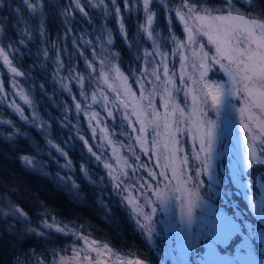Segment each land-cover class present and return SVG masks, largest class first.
I'll return each instance as SVG.
<instances>
[{
  "label": "trees",
  "instance_id": "16d2710c",
  "mask_svg": "<svg viewBox=\"0 0 264 264\" xmlns=\"http://www.w3.org/2000/svg\"><path fill=\"white\" fill-rule=\"evenodd\" d=\"M192 2L198 6H224L223 0ZM256 2L264 9V0ZM93 3L97 7L81 0L87 17L79 10L67 17L65 9L69 0H37L35 14L29 12L22 0H0V28H3L0 47L15 44L18 51L9 58L15 57L13 66L24 73L14 77L0 58L3 88L0 92V264H16L17 254L31 256L33 251L36 253L33 264L49 263L59 255L80 260L87 255L93 261L99 258L78 236L93 239L98 248L108 245L111 251L131 253L149 264H162L132 219L127 198L135 199L139 186L135 179L125 177H137L139 171L134 164L138 163L154 172L158 170L154 151L145 146L140 152L136 143L144 144L139 124L147 123L149 96L156 110L165 111L160 106L165 87L163 67L161 56L155 53H169L164 8L176 2L157 0L150 5L156 13L153 40H148L140 27L146 20L142 0L134 3L130 11L124 10L123 0H117L127 39L111 0L103 3L93 0ZM236 6L248 12L239 0ZM18 7L22 9L19 13ZM106 7L107 16L104 15ZM249 14L261 18L260 9ZM41 20L44 36L39 32ZM173 26L178 30L175 23ZM26 28L31 38L20 35ZM109 34L113 41L110 45L106 43ZM21 39L25 42L20 43ZM153 41L155 46L151 45ZM45 51L48 57L44 56ZM57 51L63 68L56 63ZM145 51L154 55L143 56ZM86 60L94 69L87 67ZM165 63L173 82L180 85L172 58L167 56ZM153 68L161 80L151 74ZM180 68L176 67L177 72ZM77 75L83 76L84 88L75 79H66ZM217 75H220L218 71L216 75L209 73L212 79ZM21 90L30 103H25ZM77 103L81 105L79 111ZM16 107L20 108L23 118L14 111ZM93 112L98 114L95 119ZM49 141L66 155L57 152ZM88 147L103 162H98ZM24 157L32 163H25ZM104 163L109 167L105 168ZM82 166L86 172L81 171ZM109 173L124 180L121 188L130 185L129 191L115 189ZM141 176L152 181L145 169ZM17 208L24 216L16 212Z\"/></svg>",
  "mask_w": 264,
  "mask_h": 264
},
{
  "label": "snow or ice",
  "instance_id": "6c2138e0",
  "mask_svg": "<svg viewBox=\"0 0 264 264\" xmlns=\"http://www.w3.org/2000/svg\"><path fill=\"white\" fill-rule=\"evenodd\" d=\"M36 2L37 0H22L23 5L27 6V9L32 14L37 12ZM99 2L103 3V0H99ZM139 2L140 0H123L124 10H132L133 4H138ZM156 2L157 0H142L143 11L146 17V26L141 25L140 27L143 32L147 33L148 40L154 39L155 31L152 25L156 13L153 12L150 5ZM239 2L248 10L247 13H241L238 10L236 0H223L227 8L226 15H213V13L217 11L219 13H224L225 7L223 6L219 10L207 9L206 7H199L198 4L193 3L192 0H179V5L175 9L172 8L171 3L165 7V11L169 13L175 10L176 16L180 17V20L184 23V31L189 34L188 43L195 44L197 42L195 36L192 34L193 32H202V35L207 36L209 43L216 45L215 55L210 56L211 50L204 51L206 45L200 44V48L196 53L199 57L198 68L196 63L192 65L193 69L198 71V78L193 80L191 76H188L187 79L191 82L188 84L185 81L186 72L183 63L185 57L183 51H181L180 58L182 70L180 73V83L184 86L183 90L185 97L191 99L190 107L187 106V99L185 100L186 106L181 107L176 103L173 97V90L179 92L182 89L175 87L172 77L169 75L170 69L168 65L164 63L168 53H155L161 56V65L164 74L165 87L163 93L160 95L162 101L160 106L165 109L164 127L168 129L175 124L177 125L176 131L182 132L178 125H186L187 127L183 131L186 132L192 142V151L188 155H182L178 158L176 157V152L183 153V146L171 151V160L173 162L171 175H168L165 171L157 173L146 165H140L139 167L145 169L148 177H150L152 181H156L155 186L149 183V180L145 179L143 176H134L132 178L125 177V179H135L136 183H138L141 188L156 196L155 201L147 196L144 198V204L151 209L150 213L144 212L143 205L134 209L138 213V216L143 218L144 222H141V220L137 218L136 223L146 236L148 245L153 244V216H155L158 210H165L169 194L180 193L184 196V199L181 201V228L177 230L176 237L167 236L164 238L166 245L165 256L167 257L171 252L176 251L179 253L176 259L181 261L182 264H188L189 255L193 257L197 264H230V260L221 255V252L230 247V242L233 238L238 237L242 229H249V239H251L252 235L256 234V226L250 223L247 218L241 221L240 217L242 213L235 211L237 206L232 204L229 199L239 191L243 192L247 200L248 209L253 215L258 217L259 225L264 226V174L254 173L252 171L255 166H264V122L257 120L259 135H252L249 125L243 124L244 130L249 133L252 142L249 143V140L247 138L245 139L246 151L241 168L232 166L224 170L219 168L213 170V148L216 140L217 120L212 119L211 114L214 112L217 119H219L222 110L227 114L230 104L226 98L234 95V92L241 90L236 87L238 83L237 75L240 76L239 83L243 85V90L249 97L252 95V89L247 82H252V87L257 90L256 94L259 98L258 100H254L253 104L264 114V9L260 8L256 0H239ZM111 3L115 6V15L119 18L121 31L124 33V38L127 39L121 8L117 4V0H111ZM72 5H74V7H72ZM87 5L93 8L97 7V4L93 3V0H87ZM254 9H260L261 18L258 19L249 14ZM76 10H79L84 16H88L85 7L81 4V0H69V5L65 9L66 16L71 17ZM16 11L19 13L22 9L18 7ZM108 14L106 7L104 15L107 16ZM42 15L43 13H41V16ZM193 17L199 22L210 19L213 23H201L200 27L189 26L188 20ZM69 31H71V29H69ZM169 31H172L171 16H169ZM2 32L3 28H0V33ZM39 32L41 36L45 35L43 20H41ZM212 32L216 33L215 39L213 35L210 34ZM20 35L21 37L27 35L31 38V32L27 28L25 31L20 32ZM101 39L103 40L104 37L101 36ZM171 39L175 42L177 38L173 34ZM24 42L25 41L21 39L20 43ZM81 42L88 43L87 41ZM73 43L75 44L76 41H73ZM106 43L109 45L113 43L111 34L107 36ZM252 45L255 46L254 49L251 47ZM53 47H56L55 42L53 43ZM177 47L182 48L183 46L177 44ZM17 51L18 49L15 44H9L7 47H0V58H2L3 64L8 67L14 77L24 75L17 67L13 66V59L15 57H13V59L9 58L10 55ZM43 54L45 57H48V51H45ZM174 54L175 53H173V55ZM59 55L60 52L57 51L56 63L59 68H63L64 65L59 61ZM81 55H83V53H81ZM144 55L152 56L154 53L145 51ZM222 61H227L228 65H235V68L230 71ZM86 64L88 68L94 69V65L91 62L86 60ZM216 65H219L218 70L215 68ZM72 71L75 70L73 69ZM145 71H147V69ZM217 71L221 77L227 76L228 81L225 82L222 78L212 79L209 76L210 72L216 75ZM249 73H251V75H249ZM151 74L155 76L157 80H160V76L157 74L155 68L152 69ZM101 75L104 76L105 83H107L105 74L102 73ZM66 79H75L80 84L81 88L85 87L84 78L81 75L75 77L69 76L66 77ZM192 84H195L197 87L195 89L192 88ZM226 84L230 86H226ZM63 87L65 90L68 89L67 85H63ZM109 87H111V85H109ZM140 87H144L143 83L140 84ZM0 92H3L2 86H0ZM194 92H198L199 94H194ZM20 94L22 98H24L25 103H30L26 97H23V90H21ZM140 98L141 100L144 99L143 93H141ZM92 99L95 101L96 97L93 96ZM104 99L107 100L108 98L104 97ZM148 102L149 106L153 109L151 113L152 117H159V112L152 106L151 95L148 98ZM80 108L81 105L77 103L76 109L79 111ZM14 111L20 113L23 118V113L19 107H16ZM141 111H143V106H141ZM241 111H246V109H242ZM177 113L179 114L178 120L175 118ZM97 115L96 112H93L92 118L95 119ZM108 115L111 116L112 113L109 112ZM169 117L173 118L171 123L169 122ZM125 119H127V117H125ZM249 120H253L251 115H249ZM151 122L152 121H150V123ZM157 127H159L158 124ZM133 131L135 132L136 129H133ZM139 131L140 133L145 132L143 121H141V128ZM80 139L84 140V137L81 136ZM84 143L85 146L88 145L86 140ZM172 143L180 145L181 141L173 136ZM49 144L53 148H56V151L60 152L61 155H66V153H64L58 145L53 144L52 141H49ZM153 147L155 148V143H153ZM167 151L169 150L166 148V152ZM88 152L95 156L98 162H103L101 161V156L96 155L91 147H88ZM23 159L27 164L32 163L28 157H24ZM164 159L168 161L170 157L165 155ZM66 167H69V165H66ZM104 167L108 168L109 165L104 163ZM164 167L168 168L169 164L166 163ZM81 171L86 172V169L82 166ZM188 172H191L192 175H187ZM109 175L112 176V180L114 181L113 187L115 189L121 192L129 191L130 185L121 188V185L124 183L123 179L112 175V173H109ZM201 175L208 176L212 184L215 185L213 195L226 201L227 204L232 206L234 211L233 214L230 215L225 208L209 204L207 214L200 219L196 231L193 232L192 225L196 219L193 214V209L203 203L199 194V189L204 187V182L200 179ZM253 178L255 183H253ZM69 180H71V177H69ZM71 183L73 187H77L75 181H71ZM161 184L163 187H160ZM188 185H193V187L189 188ZM233 187L237 189V192H233ZM253 189L262 192L260 199L253 198ZM127 199H129L130 203L134 202L130 197ZM154 204H158L159 209L153 207ZM16 212L19 213L20 216H24V213L19 208L16 209ZM48 227H51V225H48ZM58 231H61V229H58ZM205 241L206 243H204ZM93 243H95V241H93ZM173 243L176 244L175 249L172 248ZM200 245L203 247L202 255L201 247H199ZM104 247L107 248L108 245H104ZM249 254H251L250 249ZM83 258L84 260H88L87 255H84ZM35 259L36 253L34 251L31 256L27 254L21 256V254H17L15 257L16 264H25V262H27V264H33ZM37 264H43V262L37 261ZM128 264H148V261L143 258H135L129 260Z\"/></svg>",
  "mask_w": 264,
  "mask_h": 264
},
{
  "label": "rangeland",
  "instance_id": "374dc122",
  "mask_svg": "<svg viewBox=\"0 0 264 264\" xmlns=\"http://www.w3.org/2000/svg\"><path fill=\"white\" fill-rule=\"evenodd\" d=\"M175 4L171 5L173 9H175L179 5V0H175ZM166 7V6H165ZM202 8L207 9H217L219 10L222 6H199ZM225 7L224 13L214 12L215 14H227V8ZM241 13H246L237 7ZM165 10V8H164ZM166 44L167 49L169 50L168 57L172 58V64L175 66V71L177 75V79L180 82V73L182 68L181 62V51L184 53V65H185V81L186 83L190 84L191 82L188 81L187 77L191 76L193 80L198 78V71H195L192 67L193 63L197 64V68L199 65V57L196 55L200 48V44L206 45L204 51H210V56L215 55V47L216 45L209 43L207 36L202 35V32L197 33L193 32L192 34L196 38V43L191 44L188 43V33L184 31V23L180 20V17L176 16L175 10L171 13L166 12ZM203 14V13H202ZM252 15V14H251ZM169 16H171V32L169 31ZM255 16V15H253ZM257 18V16H255ZM175 20L174 22H172ZM177 26L178 30H176L173 26ZM212 24L213 21L205 20L203 22H199L195 19V17L188 20L189 26L200 27V24ZM219 23V22H216ZM146 26V20L144 22ZM175 35L177 38L175 42L171 39L172 35ZM213 35L214 39L216 33H210ZM177 44L182 45V48H178ZM152 46H155L153 41ZM253 49L255 48L254 45L251 46ZM154 47H152L153 49ZM173 53H175L173 55ZM143 56H145L143 54ZM225 65L229 68V70H233L235 65H228L227 61H222ZM165 63V60H164ZM210 63V61H209ZM180 68L181 70L177 72L176 70ZM215 68H219V65H216ZM236 74V73H234ZM169 75L172 77V73ZM251 75V73H249ZM161 78V76H160ZM222 78L223 81L227 82V76H220L217 75L214 79ZM161 80V79H160ZM173 80V79H172ZM238 83L236 85L237 88L241 89L240 91L234 92V95L227 97V101L230 104V108L225 114L222 110L219 119L216 118L215 113L211 114L212 119L217 120V128H216V140L214 143L213 148V170L219 168L221 170L228 169L232 166L236 168H241L244 161L245 156V139L249 140L251 143V138L248 132L244 130L243 124H248L249 129L251 130L252 135H259L257 120L260 122H264V114L261 113V110L253 104L254 100H258V96L256 94L257 90L252 87V82L249 83L250 88L252 89V95L249 97L247 93L243 90V85L239 83L240 76L237 75ZM160 82V81H159ZM175 87L178 89H182L179 92L173 90V97L176 96V103L179 104L181 107H185V100L187 99V106H191V99L186 98L184 95V86L175 83ZM192 88H196L195 84L191 85ZM226 86H230L226 84ZM170 87V86H169ZM194 94H199L198 92H194ZM242 109H246V111H241ZM147 110L149 112L147 123L143 122L145 127V132L143 133V142L144 144H137L136 148L141 152L142 149L148 148L149 150L154 151L156 163H158V170L155 171L157 173L161 171H165L168 175L172 174V160H171V151L183 146L184 152H176V157H180L182 155H188L192 151V142L190 138L187 136L186 132L183 130L187 127L186 125H178L182 132H177L176 127L177 125L173 124L170 128L165 129V115L163 114L165 111L158 108L156 111L159 112V117L153 118L151 113L150 107L147 105ZM249 115L253 117V120H249ZM177 120L179 119V114H176L175 117ZM172 117H169V122H172ZM150 121H152L150 123ZM243 121V123H242ZM157 124L159 127H157ZM141 128V123L139 124ZM139 128V129H140ZM158 133V134H157ZM173 136L178 138L181 141L180 145H176L172 143ZM153 143H155V148L153 147ZM198 147V145H197ZM166 148L169 150L166 152ZM151 154V153H150ZM165 155H168L170 159L166 161L164 159ZM169 164L168 168H165V164ZM135 165V170L139 171L137 177L141 176L144 172L143 167H139L142 165L138 163ZM179 166V165H177ZM149 168V166H147ZM254 173L264 174V166H255L252 170ZM187 175H192L191 172H188ZM204 182V187L199 189L200 199L203 201L197 208L193 209V214L195 222L192 225V231L195 232L197 229V225L200 222V219L207 214L208 212V205L212 204L217 207H223L228 212V214H233V208L231 205L227 204L226 201L221 200L220 198L213 195V189L215 185L212 184V181L209 180V177L206 175H201L200 178ZM153 186H155L156 181H149ZM175 183V182H174ZM253 183L255 180L253 178ZM211 185V187H210ZM139 188L137 189V194L135 199L130 196V198L134 201L130 203L128 200V206L131 209L132 219L136 225L138 232L147 240L146 236L143 234L142 230L139 229L136 219L139 218L141 222L143 221L142 217L138 216V213L134 210L136 207L143 205V210L146 213H150L151 209L144 204V198L147 196L148 198L152 199L153 201L156 200V196H154L151 192H147L145 189L141 188L138 184ZM160 187H163L161 184ZM189 188L193 187V185H188ZM233 192H237V189L233 187ZM262 196V192L260 190L253 189V198L260 199ZM126 199V198H125ZM184 199V196L180 193H171L169 194V199L164 211H157L155 216H153L152 225L154 226L153 232V244L150 245L154 252L157 254L160 262L162 264H182L181 261L177 260L176 257L179 255L178 252L173 251L167 257L165 256V237L177 236V230L181 228V201ZM232 204L236 205L235 211H239L242 213L240 219L243 221L245 218L254 224L256 234L252 235L251 239L248 238L249 229H242L241 234L238 237H234L232 241L237 239L235 243L232 241L230 242V247L224 249L221 252V255L225 256L230 260V264H264V226L259 225L258 217L253 215L251 211L247 207V200L242 191L237 192L236 195H233L229 198ZM153 207H157L159 209L158 204H154ZM79 240L84 242L83 245H86L90 250L94 253L99 254V258L101 259L100 262L98 261L99 258L96 260H80L76 257H64V256H57L56 258L51 259L49 263L43 264H128L129 260L135 259V255L131 253H121L116 251H111L107 248H98L97 245L94 246L93 239L85 238L84 236H78ZM206 243V241L204 242ZM94 246V247H93ZM93 247V248H92ZM201 247V255L203 254V247ZM172 248H176V244H172ZM86 249V248H85ZM249 249L251 250V254H249ZM88 250V249H86ZM99 262V263H98ZM149 264V263H148ZM188 264H197V262L193 259L191 255L188 258Z\"/></svg>",
  "mask_w": 264,
  "mask_h": 264
}]
</instances>
